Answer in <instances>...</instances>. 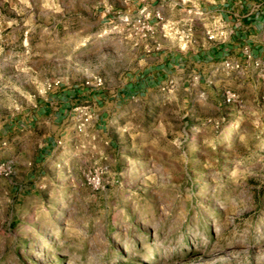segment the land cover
<instances>
[{"label": "rangeland", "instance_id": "1", "mask_svg": "<svg viewBox=\"0 0 264 264\" xmlns=\"http://www.w3.org/2000/svg\"><path fill=\"white\" fill-rule=\"evenodd\" d=\"M204 2L0 0V264H264V60L182 61L101 129L92 109L228 44ZM69 91L58 130L29 120Z\"/></svg>", "mask_w": 264, "mask_h": 264}, {"label": "crops", "instance_id": "2", "mask_svg": "<svg viewBox=\"0 0 264 264\" xmlns=\"http://www.w3.org/2000/svg\"><path fill=\"white\" fill-rule=\"evenodd\" d=\"M258 4H263L259 9L256 8ZM203 9L206 13L216 16L223 20L225 26L232 30V35L228 44L220 45L222 52L217 46L207 52L200 53L198 56H193L188 60H181L173 56L165 57L157 67L152 70L151 74L143 73L138 75L133 80H128L121 94L114 99H107L100 92L98 97L92 98L93 111L97 113L98 129H101L106 120L105 105L120 104L125 101L129 95L135 92H144L154 89L162 78H165L167 72L172 74L181 71V62L184 61L186 65H206L217 60L226 58L228 54L234 53L237 55L238 49L248 48L254 58L264 60V0H205L202 3ZM256 8V9H254ZM74 94L73 91L65 92L56 99L51 98V101H39L34 107V115L30 117L31 122H38L43 120L44 123L52 128L58 130V125L62 124L68 114L70 96ZM103 104V105H101ZM29 123L28 121L26 122ZM47 141L45 146L39 151L36 160L43 159L47 156L49 150V142L52 135L45 137ZM41 154V155H40Z\"/></svg>", "mask_w": 264, "mask_h": 264}, {"label": "built area", "instance_id": "3", "mask_svg": "<svg viewBox=\"0 0 264 264\" xmlns=\"http://www.w3.org/2000/svg\"><path fill=\"white\" fill-rule=\"evenodd\" d=\"M263 4H258L256 6V8H260ZM254 8V9H256ZM203 13L200 12L199 15H202ZM215 24H216V27H217V32L216 34H211V36H209L210 39H213L215 36H218L220 38H223V39H226L227 36L230 38V36L232 35V30L225 26L224 22L222 19L218 18L215 16ZM250 53V52H248ZM250 58V56H248ZM234 95H231L230 93L227 94L226 96V101L229 102L231 100V98H233ZM79 118L80 120L83 122V123H88L89 120H90V115H88L87 112H81L80 115H79Z\"/></svg>", "mask_w": 264, "mask_h": 264}, {"label": "trees", "instance_id": "4", "mask_svg": "<svg viewBox=\"0 0 264 264\" xmlns=\"http://www.w3.org/2000/svg\"><path fill=\"white\" fill-rule=\"evenodd\" d=\"M218 49H219L220 52H222V48H221V46H220Z\"/></svg>", "mask_w": 264, "mask_h": 264}]
</instances>
